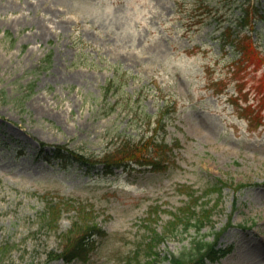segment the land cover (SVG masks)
Instances as JSON below:
<instances>
[{
	"label": "rangeland",
	"instance_id": "obj_1",
	"mask_svg": "<svg viewBox=\"0 0 264 264\" xmlns=\"http://www.w3.org/2000/svg\"><path fill=\"white\" fill-rule=\"evenodd\" d=\"M246 11L241 33L263 59L226 43ZM263 12L264 0H0V264H171L228 219V251L206 264H264ZM153 132L172 145L166 169L88 174L45 156ZM191 193L210 221L150 256L146 230L164 231ZM84 219L99 227L91 249L64 261Z\"/></svg>",
	"mask_w": 264,
	"mask_h": 264
},
{
	"label": "trees",
	"instance_id": "obj_2",
	"mask_svg": "<svg viewBox=\"0 0 264 264\" xmlns=\"http://www.w3.org/2000/svg\"><path fill=\"white\" fill-rule=\"evenodd\" d=\"M257 8L255 9V13ZM264 14V12H263ZM262 16V14H260ZM254 19L256 18L253 15ZM241 28L234 35H227L226 43L232 48H238L242 50V54L247 55L248 50L254 51L259 58L263 59L258 50L254 49L253 42L250 40L249 35L244 32L241 33L243 27H246L251 23L249 13L246 11L241 14L240 17ZM120 142L114 144L111 148L104 149L102 151H77L73 147H69L67 144L54 145L49 152H45V156L53 158L63 162L70 163L74 167H79L84 170L85 173H91L94 169L96 172L104 174L113 173L117 168H126L138 166V168L146 167L151 170L158 171L160 169H166L173 163L171 156L172 145H169L163 137H159L157 132L146 134L138 137V139L131 138L128 134L125 135ZM223 181L221 184L216 183V189L218 194H221L223 187ZM201 195L190 194V199L185 202L176 211L171 212V218L164 231H157L154 227L147 229V235L144 239V244L148 247V254L155 257L159 243L162 241L165 234L176 232H184L189 228H193L195 234H198L203 226L210 221L211 213H209L210 206L199 205L192 201ZM216 201L215 204H217ZM57 214V208L54 204H49L46 211L47 224L56 227L59 217ZM156 214L155 211L149 212L148 216L153 217ZM88 218V217H86ZM148 219V218H147ZM85 224L75 225L78 228L77 236L72 239H66L65 248L62 249V253L58 255L64 261H71L74 258H80L84 254L85 250H89L86 244L90 239L89 234H95L98 231L97 222L88 224L87 220ZM74 223V222H73ZM78 223V222H77ZM147 223L148 220H147ZM230 225V219L217 231H214L210 240L205 239V235H199L189 244L187 251L178 254L171 253L170 257H167L171 264H206V261H213L218 256L225 253L223 248L217 246V240L219 235ZM169 227V229H168ZM104 235L102 233H99ZM93 244V243H92ZM90 247V245H88Z\"/></svg>",
	"mask_w": 264,
	"mask_h": 264
}]
</instances>
